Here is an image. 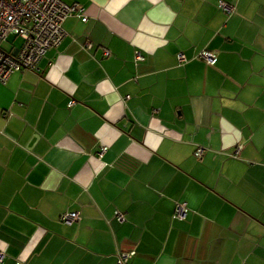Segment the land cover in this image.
Segmentation results:
<instances>
[{
	"label": "crops",
	"instance_id": "1",
	"mask_svg": "<svg viewBox=\"0 0 264 264\" xmlns=\"http://www.w3.org/2000/svg\"><path fill=\"white\" fill-rule=\"evenodd\" d=\"M62 1L0 81V264H264V0Z\"/></svg>",
	"mask_w": 264,
	"mask_h": 264
},
{
	"label": "built area",
	"instance_id": "2",
	"mask_svg": "<svg viewBox=\"0 0 264 264\" xmlns=\"http://www.w3.org/2000/svg\"><path fill=\"white\" fill-rule=\"evenodd\" d=\"M219 8L227 13L233 11V7L226 3H219ZM70 16L86 21L84 11L76 4H67L62 0H0V81L4 82L13 72L34 70L38 61L46 51L58 46L64 36L62 23ZM19 39V46L13 45L9 38ZM9 44V47L3 46ZM89 48V45H85ZM108 56L109 52L104 51ZM199 59L208 65H213L216 56L212 52L201 51ZM142 57L136 53L135 60ZM178 62H184L182 55L177 56ZM73 102L69 103V106ZM105 147H100L97 156L101 157ZM202 149L198 148L194 156L200 158ZM187 209L182 203H175L172 219L183 220ZM118 221L122 216L118 215ZM77 220L76 213H67L60 217V222L71 224ZM130 257L127 253L117 256L116 264H125ZM3 255L0 253V262Z\"/></svg>",
	"mask_w": 264,
	"mask_h": 264
},
{
	"label": "rangeland",
	"instance_id": "3",
	"mask_svg": "<svg viewBox=\"0 0 264 264\" xmlns=\"http://www.w3.org/2000/svg\"><path fill=\"white\" fill-rule=\"evenodd\" d=\"M12 40H13V42H12L13 45L19 46V44H20L19 39H14V38L11 37V38L8 39V42H10ZM3 46L9 47V44L8 45L7 44H4Z\"/></svg>",
	"mask_w": 264,
	"mask_h": 264
}]
</instances>
